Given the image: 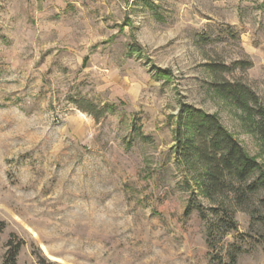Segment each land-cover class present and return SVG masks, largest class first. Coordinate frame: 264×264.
I'll return each mask as SVG.
<instances>
[{
  "label": "rangeland",
  "instance_id": "obj_1",
  "mask_svg": "<svg viewBox=\"0 0 264 264\" xmlns=\"http://www.w3.org/2000/svg\"><path fill=\"white\" fill-rule=\"evenodd\" d=\"M223 80L264 106V0H0V264L10 241L16 264H229L238 235L236 264H264V189L215 248L211 217L185 215L184 104L217 114L264 170Z\"/></svg>",
  "mask_w": 264,
  "mask_h": 264
},
{
  "label": "trees",
  "instance_id": "obj_2",
  "mask_svg": "<svg viewBox=\"0 0 264 264\" xmlns=\"http://www.w3.org/2000/svg\"><path fill=\"white\" fill-rule=\"evenodd\" d=\"M226 69L216 66L213 71ZM213 90L243 112L247 128L264 144V106L255 91L242 82L228 80L214 83ZM176 124V159L187 174L186 186L194 196L185 215L198 211L202 218L211 217L209 243L215 248L217 242L238 232L235 209L241 207L246 211L250 196L264 189V170L217 114L184 104ZM198 196L208 201V213L203 212V203ZM240 239L241 235H238L234 242L221 248L229 264H236L246 251ZM12 245L10 241L3 264H16L21 245ZM38 264L56 263L40 256Z\"/></svg>",
  "mask_w": 264,
  "mask_h": 264
},
{
  "label": "bare ground",
  "instance_id": "obj_3",
  "mask_svg": "<svg viewBox=\"0 0 264 264\" xmlns=\"http://www.w3.org/2000/svg\"><path fill=\"white\" fill-rule=\"evenodd\" d=\"M42 248L44 249L45 252H47L46 248L44 246H42ZM48 256L54 260H59L56 257H53L52 255L48 254Z\"/></svg>",
  "mask_w": 264,
  "mask_h": 264
}]
</instances>
